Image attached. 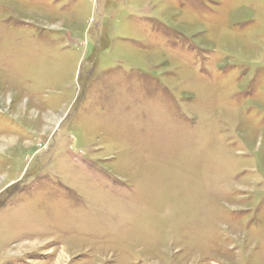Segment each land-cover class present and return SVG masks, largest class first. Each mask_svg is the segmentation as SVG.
<instances>
[{"label": "rangeland", "instance_id": "1", "mask_svg": "<svg viewBox=\"0 0 264 264\" xmlns=\"http://www.w3.org/2000/svg\"><path fill=\"white\" fill-rule=\"evenodd\" d=\"M0 264H264V0H0Z\"/></svg>", "mask_w": 264, "mask_h": 264}]
</instances>
